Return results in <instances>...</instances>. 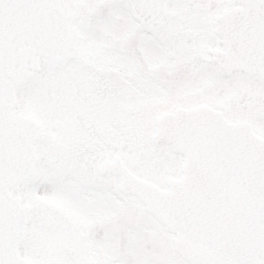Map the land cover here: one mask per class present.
<instances>
[{"label":"snow or ice","instance_id":"snow-or-ice-1","mask_svg":"<svg viewBox=\"0 0 264 264\" xmlns=\"http://www.w3.org/2000/svg\"><path fill=\"white\" fill-rule=\"evenodd\" d=\"M0 264H264V0H0Z\"/></svg>","mask_w":264,"mask_h":264}]
</instances>
